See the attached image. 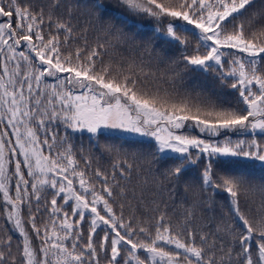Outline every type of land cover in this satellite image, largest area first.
Returning a JSON list of instances; mask_svg holds the SVG:
<instances>
[{
  "label": "snow or ice",
  "instance_id": "obj_1",
  "mask_svg": "<svg viewBox=\"0 0 264 264\" xmlns=\"http://www.w3.org/2000/svg\"><path fill=\"white\" fill-rule=\"evenodd\" d=\"M120 3L164 25L153 28L157 38L185 53L189 42L177 30L191 32L198 43L183 63L234 90L238 106L148 85L133 64L105 63L103 45L71 47L69 21L46 18L43 9L33 11L19 0H0V218L21 237L20 264H100L101 253L106 264H264V213L254 226L241 208L250 192L264 194V184L213 167L225 158L264 166V28L248 37L236 23L255 0ZM92 7L103 9L102 0ZM105 129L152 138L161 159L179 161L169 168L171 176L203 160L202 184L227 194L240 228L223 229L231 246L225 248L219 227L196 231L163 214L148 222L126 217L127 186L117 171L128 180L133 166L125 161L102 172L82 150L81 164L70 142V132L98 137ZM41 212L49 216L42 227ZM99 232L104 234L97 239ZM5 243L10 247V238ZM6 262L16 264L0 250V264Z\"/></svg>",
  "mask_w": 264,
  "mask_h": 264
},
{
  "label": "trees",
  "instance_id": "obj_2",
  "mask_svg": "<svg viewBox=\"0 0 264 264\" xmlns=\"http://www.w3.org/2000/svg\"><path fill=\"white\" fill-rule=\"evenodd\" d=\"M19 2L21 5L30 6L33 11L43 9L46 18L50 15L53 20L69 21L73 27L71 47H83L85 41L92 47L103 45L100 54L105 63L111 62L114 67L120 66L125 69L133 64L134 71L138 74L137 78L148 85L158 84L164 89L175 88L180 93L208 97L224 107L238 106V97L234 90L225 87L214 75L193 72L183 63V55L189 54L198 43L191 32L177 30V34L189 42L188 53H185L183 48L173 47L157 38L153 28L160 27L163 30L164 25L157 24L154 19L147 16L132 14L121 5L120 0H102L103 9L93 8L94 0H19ZM57 2L59 6H55ZM254 13L257 14L255 18ZM236 23L244 25L245 35L248 37L252 32L259 34L260 29L264 28V0H255L254 5L248 7L244 14L237 18ZM44 30L49 31L47 24ZM51 31L55 34V25H52ZM61 39H64L63 33ZM63 134L61 131L60 135ZM191 134L198 133L192 131ZM69 137L81 164L82 150L84 155L92 159L93 168L102 172H111L114 164H122L125 161L133 166L128 180L120 178L117 171L120 183L127 186V197L122 201L125 204L126 217L134 215L139 220L148 222L163 214L173 225H183L188 221L190 228L196 231L215 232L219 227L220 235L224 236L225 248L231 246L229 241L232 237L223 229L231 226L239 233L240 228L230 213L227 194L213 192L202 184L201 171L205 164L203 160L198 165L189 167L179 177L171 176L168 174L169 168L174 167L179 161L161 159L152 140L111 131H104V134L98 137H90L87 132L83 134L70 132ZM213 167L222 174H244L255 184H264V166L259 162L225 158L214 161ZM48 199H51L50 195ZM262 205L264 194L259 191L248 194L247 204L241 200L242 211L254 222V226L255 221L260 220L264 213ZM3 211L0 205V216ZM37 217V224L41 227L49 220L46 212L37 213ZM24 218L28 219L27 212L24 213ZM103 234L99 232L97 239ZM9 238L10 247L5 243ZM20 244V235L7 227L6 221L0 218V250L4 251L9 261L15 258L16 264H20ZM33 245L38 247L39 241L33 239ZM141 258H144L143 254ZM100 264H106L103 253Z\"/></svg>",
  "mask_w": 264,
  "mask_h": 264
},
{
  "label": "rangeland",
  "instance_id": "obj_3",
  "mask_svg": "<svg viewBox=\"0 0 264 264\" xmlns=\"http://www.w3.org/2000/svg\"><path fill=\"white\" fill-rule=\"evenodd\" d=\"M104 131H111V132H115V133H120V134H124V135H128V136H133V137H138V138H144V139H149V140L154 141L152 138L147 137V136H139V135L131 134V133H128V132H123V131H120V130L105 129ZM238 138H240V137H233V139H238Z\"/></svg>",
  "mask_w": 264,
  "mask_h": 264
}]
</instances>
